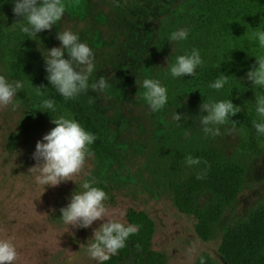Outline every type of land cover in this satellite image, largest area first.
<instances>
[{"label":"trees","instance_id":"1","mask_svg":"<svg viewBox=\"0 0 264 264\" xmlns=\"http://www.w3.org/2000/svg\"><path fill=\"white\" fill-rule=\"evenodd\" d=\"M14 2L0 0V5L11 13L7 24L0 20V57L6 74L23 83L26 106L21 127L5 141L1 158L0 221H5L8 213L23 218L17 207L22 183L18 142L35 119L38 123L47 120L55 127L52 118H71L96 137L89 146L94 153L90 156L94 166L84 181L93 180V186L111 198L117 175L110 171L111 164L120 163L121 146L132 142L123 135L130 122L123 117L122 110L129 104L148 106L141 86L147 78L166 87L168 97V103L159 111L153 112L148 106L153 123L150 131L162 143L154 151L158 179L171 195L175 208L193 217L196 236L202 241L211 240L224 211L244 186L245 166L237 158L197 139L196 134L176 136L186 124L184 119L178 122L164 117L171 108L178 111L183 108L193 115L204 101H233L238 93L247 92L246 87L258 89L259 86L253 87L248 81L246 73L258 67L255 57L264 56V47L253 39V33L264 31V0H120L118 6L110 3L106 7L96 3L94 12L103 21L91 20L89 28L104 35V46L94 53L97 62L89 77V89L71 99H65L49 84L42 56L47 55L41 44L42 32L32 36L22 32L27 21L15 16ZM181 29L188 32L187 38L171 41V34ZM134 40L138 43L132 45ZM193 49L199 51L202 65L192 77L174 78L169 66L176 57L190 55ZM99 72L115 87V92L111 93V86L104 92L91 89V84L99 79ZM222 74L228 76V83L219 91L210 88V83ZM253 93L261 95L259 91ZM252 98L243 97L234 104L241 111L227 123L232 125L231 120L236 121L235 127L242 134L241 149L257 152L264 148V135L253 127V121L261 122L262 118L255 110V95ZM49 99L54 101V112L42 108L43 101ZM177 124L180 127L175 128ZM188 156L199 158L201 163L187 166ZM128 224L138 225L137 233L130 235L126 246L104 264H166L165 253L153 248L152 218L142 210L128 208L125 225ZM217 249L227 264H264V198L236 224L222 229ZM201 257L204 264H215L206 254L193 264H201Z\"/></svg>","mask_w":264,"mask_h":264},{"label":"rangeland","instance_id":"2","mask_svg":"<svg viewBox=\"0 0 264 264\" xmlns=\"http://www.w3.org/2000/svg\"><path fill=\"white\" fill-rule=\"evenodd\" d=\"M120 0H64L65 13L60 21L51 30L42 31L41 44L43 50L60 47L61 42L57 39V32L70 30L74 34L80 33L79 41L86 43L93 51L104 46V35L98 31L90 30L91 20L98 23L103 17L94 12L96 3L117 5ZM113 12V10H111ZM115 11V10H114ZM8 13L0 5V20L5 25L10 20ZM136 40L131 44H137ZM0 40V45H1ZM67 53L65 52V57ZM93 57V63L96 64ZM0 75L9 82L10 78L1 62ZM98 77H105L99 72ZM111 93L115 87L111 84ZM246 87L244 93H238L237 98L231 101L233 104L240 103L241 98L253 99L264 94L262 87L258 89ZM258 92L261 94L256 96ZM23 93V97L21 96ZM26 106V92L24 88L18 89L13 97V103L0 106V166L2 167V154L5 153L6 142L11 136L19 131L22 121V111ZM180 114L184 119L183 126L176 136H193L205 140L208 145L217 147L224 155L237 158L245 166V183L234 203L228 207L221 216L215 236L209 241L199 239L193 229L194 219L190 215L180 213L173 205L171 195L158 179L155 167V147L161 143L160 138L152 133V121L148 106L135 104L124 105L123 117L129 119L130 127L123 131V135L132 142L121 146L120 163L111 164L110 171L115 172V189L111 198L104 201L108 208L110 218L125 224V212L128 208L146 212L154 221L155 232L152 243L153 248L165 253L166 264H193L201 255H208L215 264H227L226 260L218 253L220 233L227 225H234L241 220L247 212L260 203L264 198V148L257 152L241 149L242 134L235 127L226 123L217 125L220 135H206L200 123V117L204 113H187L171 108L164 117H173L174 113ZM192 112V111H191ZM206 114V113H205ZM147 119V120H146ZM174 120V119H172ZM34 120L33 125H28L22 132V140L18 142V154L21 160L19 172L21 184L19 194L21 197L20 207L22 220L12 214L4 216L0 221V239H11L16 246L18 258L14 264H98L87 254V242L93 237V230L98 228L103 221H96L91 227L72 228L60 219L62 207L67 206L74 191H81V185L87 175L93 169L94 163L90 156L86 158L85 165L80 174L73 176V181L61 182L56 187L39 185L35 180V173H29L36 161L32 158L36 143L42 140L53 125L47 120L38 123ZM20 124V125H19ZM27 126V124H25ZM180 124L175 125V128ZM3 172V171H2ZM0 172V173H2ZM5 173L1 174L4 175ZM2 176L0 177V179ZM7 187V186H6ZM13 215V216H11ZM190 249L194 251L189 252Z\"/></svg>","mask_w":264,"mask_h":264},{"label":"clouds","instance_id":"3","mask_svg":"<svg viewBox=\"0 0 264 264\" xmlns=\"http://www.w3.org/2000/svg\"><path fill=\"white\" fill-rule=\"evenodd\" d=\"M65 10L64 0H15L13 7L15 16L26 19L27 26L21 30L29 36L51 30L62 19ZM56 35L61 46L47 49V55H42L47 72L46 78L61 96L71 99L89 89V77L95 67L94 54L92 49L86 43L80 42L78 35L70 30L57 32ZM187 36L188 32L181 29L174 31L169 39L179 41L186 39ZM253 39L258 40L259 45L264 47V31L253 33ZM65 52L68 58H64ZM255 59L258 67H253L246 73L247 79L253 87H264V56ZM200 65H202L200 53L193 49L190 55L176 57L169 70L174 78L192 77ZM226 83L228 76L222 74L210 83L209 87L219 91ZM141 86L145 89L144 100L153 112L161 110L168 103L167 89L159 81L146 78ZM22 87L21 81L9 82L0 75V106L12 104L17 90ZM108 87L110 85L103 76L91 84L93 91L104 92ZM42 108L53 112L56 110L54 101L50 99L43 101ZM255 110L262 120L253 121V127L257 133L264 135V95L255 97ZM240 111L241 108L234 105L231 100L204 101L200 105V113H204L200 117L202 131L213 137L220 135V130L216 126L226 124L230 117L236 116ZM172 118L179 122L183 117L176 112ZM51 122L55 127L45 134L42 140L37 141L32 157L36 163L28 170L29 173L36 174V183L43 185L44 191L45 186L56 187L61 182L73 181L72 177L83 170L86 158L94 154L89 146L96 139L74 119L59 116L52 118ZM231 124L234 130L236 121L231 120ZM200 163L199 158L191 156L185 158V164L189 167ZM94 183L93 180H85L81 185L82 190L72 193L70 202L60 209V219L72 228L84 229L91 227L96 221H103L93 230V237L87 242V254L98 264H104L126 246V240L130 235L137 233L139 226L125 225L110 218L109 210L104 203L108 195L102 189L93 186ZM136 247L139 249L140 245L137 244ZM191 251L194 249L189 250ZM17 258V249L11 239H0V264H14ZM201 264H204L203 257Z\"/></svg>","mask_w":264,"mask_h":264}]
</instances>
